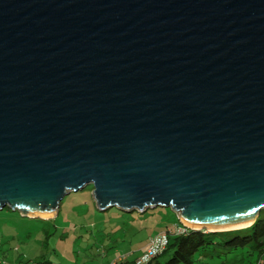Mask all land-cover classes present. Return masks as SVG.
Segmentation results:
<instances>
[{"label": "water", "instance_id": "1", "mask_svg": "<svg viewBox=\"0 0 264 264\" xmlns=\"http://www.w3.org/2000/svg\"><path fill=\"white\" fill-rule=\"evenodd\" d=\"M87 186L100 211L255 222L264 0H0V210Z\"/></svg>", "mask_w": 264, "mask_h": 264}, {"label": "rangeland", "instance_id": "2", "mask_svg": "<svg viewBox=\"0 0 264 264\" xmlns=\"http://www.w3.org/2000/svg\"><path fill=\"white\" fill-rule=\"evenodd\" d=\"M90 187L65 196L57 212L44 219L8 208L0 210V264H113L125 256L138 262L153 234V222L145 228L142 215H125L116 209L99 211ZM159 217V228L175 229L183 224L180 214L171 209ZM216 252H199L193 264H236L233 255ZM170 255L166 252L157 261L163 263Z\"/></svg>", "mask_w": 264, "mask_h": 264}, {"label": "trees", "instance_id": "3", "mask_svg": "<svg viewBox=\"0 0 264 264\" xmlns=\"http://www.w3.org/2000/svg\"><path fill=\"white\" fill-rule=\"evenodd\" d=\"M90 189L92 192L91 187ZM169 211L170 209L158 208L154 210L148 209L143 213L120 211L125 215H142L140 221L144 223L143 227L146 228L149 223L153 222L151 224L153 231L151 238L157 234H163L167 240L165 249L153 261L150 260L140 264H193L195 255L202 251H213V253L217 251L216 253L224 256L233 255L236 264H264V209L259 213L252 225L230 232L194 231L182 225L175 229L168 226L159 228L157 224L158 219L160 220L161 218L159 216L166 215ZM166 252H171L170 258L163 263L158 262L157 258ZM39 264L50 263L45 261ZM113 264L139 263L125 256L123 259L115 260Z\"/></svg>", "mask_w": 264, "mask_h": 264}, {"label": "built area", "instance_id": "4", "mask_svg": "<svg viewBox=\"0 0 264 264\" xmlns=\"http://www.w3.org/2000/svg\"><path fill=\"white\" fill-rule=\"evenodd\" d=\"M167 240L164 235L157 234L153 236L146 248L144 256L138 261V263H145L160 254L166 246ZM141 261V262H140Z\"/></svg>", "mask_w": 264, "mask_h": 264}, {"label": "bare ground", "instance_id": "5", "mask_svg": "<svg viewBox=\"0 0 264 264\" xmlns=\"http://www.w3.org/2000/svg\"><path fill=\"white\" fill-rule=\"evenodd\" d=\"M186 226H189V225H186ZM243 226H245V225H239V226L229 227V228H226V229H238V228L243 227Z\"/></svg>", "mask_w": 264, "mask_h": 264}]
</instances>
